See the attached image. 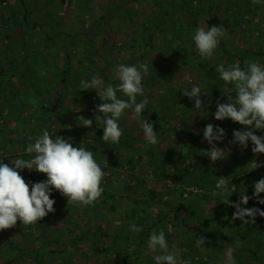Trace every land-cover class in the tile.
<instances>
[{
    "label": "rangeland",
    "instance_id": "1",
    "mask_svg": "<svg viewBox=\"0 0 264 264\" xmlns=\"http://www.w3.org/2000/svg\"><path fill=\"white\" fill-rule=\"evenodd\" d=\"M176 1L182 2L181 0ZM196 1L198 0H189L188 6L193 7ZM168 3L169 0H0V71L13 75L5 90L0 92V109L4 115L3 118L0 116V160L9 164L17 156L29 158L24 149L29 143L34 142V138L41 135L45 129H48L50 134L69 140L74 147H83L82 138L77 142L75 138L67 134L69 127L74 131L82 126V120L79 119L82 110H88L85 114L88 117H85L93 120L91 129L87 132V138L95 136L98 141L97 145H103L101 142L103 129L98 128L100 124L97 122L96 125L94 119L96 115H101L95 112L98 103L94 101L93 92L95 90L90 92L91 97L88 99V104L85 103L86 100L80 98L81 95H76L78 96L76 106L73 105L70 97L67 98L64 106L66 109H73L69 119H64L62 116H51L55 112L54 101L60 88L59 78L65 66L62 46L70 55L71 71L67 81L70 87L77 79L79 72L89 66L85 61L86 47L82 40V35H86L89 31L94 33L93 47L99 53L94 57L96 65L109 79H113V73L119 64H132L130 57L132 54L139 59L142 53L139 46L143 44L140 36H148L146 28L153 32L154 49L146 47L149 58L143 60L150 69V74L147 76L150 79L149 90L144 88L148 95L153 94V97L147 98L152 108H150L149 115H144L142 118L152 123L154 132L160 134L163 143L159 145L163 149L168 150L176 144L187 143V130L183 125H190L208 149L210 145L202 139L204 126L208 123L229 129L231 132L227 130L224 141H227V138L232 139V130H240L244 126L228 119L216 121L212 116L218 100L221 103L227 102L225 94H229V90H223L225 87L222 84L217 87L215 78L204 74L199 64H207L216 69L218 64L239 63L237 57L243 54L245 55L243 67L251 60H258L259 63L264 64V2L260 0L256 2L253 0H210V9H208L207 1L199 0L196 4L201 11L206 13L208 10L209 12L208 16L199 17V27L206 28V24L210 21L213 26L222 25L225 33L213 57L207 60H202L200 57H189L190 60L186 65L182 64L184 60L176 56L169 48L170 41H166L160 35V28L154 30L153 25L149 23L153 20L155 12H163V8L169 7ZM236 4L242 7L244 4L249 6V10L245 7L242 9L247 12L239 26H233L232 15L235 12L230 14L231 7ZM117 9H121L122 13H118ZM122 15L126 18L122 19ZM100 22L101 24L97 26ZM34 23L38 26L30 30ZM165 26L168 27L167 23ZM57 31L63 33L60 37L61 41L54 37ZM106 37L108 44H102ZM111 43L115 44V47H112ZM118 48L122 50H117ZM248 52L250 54H247ZM141 60H137V64L141 63ZM19 62L21 65L16 68ZM25 72L29 75L32 73L39 83L37 98L31 101V105L30 94L28 98L26 97V92H30V85L26 86L21 82V75ZM3 75L0 74V88H2ZM201 81H204L206 86L202 89L205 95H202L200 99L202 105L206 107L200 110L204 113L203 115L197 113L192 116L194 101L185 97L182 91L185 87L190 88L192 84H199ZM231 94L234 95V91ZM95 99L98 100V98ZM174 107L178 108L179 115L176 113L170 118L163 117L164 113L173 112ZM1 118L5 121L3 122ZM180 118L185 124L180 123ZM123 119L125 124L121 121V125H127V121L134 125L131 127L133 128L131 134L135 140L128 149L119 147L117 144L109 145L115 155L120 157L119 161L109 163L108 153L93 155L95 159L100 158L98 163L106 173L103 177L104 189L109 190L111 187V189L119 190L124 186L125 181L128 184L130 181L133 182L134 177H138L146 182L150 190L160 192L164 189L166 193L162 201L174 202L180 190H183L182 199L187 202L199 195L198 199L201 200L199 205L203 207L207 215H210L209 228L218 236L230 235L215 223L214 215L219 213L223 203L217 200V196H213L214 185L210 184L208 188L206 182L202 190L195 186H182L176 179V171L182 174L184 167L194 170L200 163L194 156L196 148L192 147L188 151V148L183 146L180 151L181 156L176 163V170L171 168L169 176L157 178L154 168L148 165L142 151L145 143L140 125L128 115H124ZM255 134L259 136L260 131ZM30 137L33 140H30ZM234 146L235 152L232 156L224 149L227 153L223 160H228V164L224 166L223 160H218V171L220 170L221 178H226L230 183L233 179L250 173L251 175L239 185L237 191L242 194L245 190V194L251 197L253 183L264 177V154L254 155L252 151H249L250 143L247 148L243 149L238 145ZM187 151L189 153L191 151L192 156L188 155ZM253 162L260 166L252 170ZM18 171L29 184V191H31V184L27 179L30 176L38 181L46 179L44 174L35 171L30 172L27 169ZM149 194L146 199L143 198L142 206L149 210L148 213L151 216L156 217L162 204L157 203L155 197L149 202ZM205 194L213 199L204 200L203 195ZM239 194L232 193L229 200L237 199L235 200L237 202ZM260 196L264 198V193ZM50 198L55 200L53 207L56 210V216L49 221L46 222L42 218L34 226H25L17 221L15 226L0 231V264H5L6 261H11L10 264H132L134 262L135 250L128 244L126 233H129L130 223L137 225L139 217L132 213L128 202L125 200L118 202L116 214H110L107 211L109 202H104L100 198L92 206L84 208L67 205L66 198L58 193ZM165 207L168 208V203ZM242 207H257L264 210V205L258 204L252 198ZM232 212L234 208H231ZM117 219L121 221L119 225L113 223ZM248 225L253 233L259 234V242L263 244L260 249L263 250L264 217L256 216L255 222ZM186 228L187 226L184 229L179 228V232H183L179 235L173 234L172 239L168 241L169 247L178 250L181 259L189 261V264H222L226 247L216 250L211 243L210 247L214 249L213 251H222L223 256L221 255L220 260H213L216 257L214 256L209 261L204 257V251L208 250L207 246L197 245L192 251L183 246L187 239V234L184 233ZM163 231L165 234H171L172 227ZM243 231L241 229V232ZM83 232H85L84 235ZM7 243H13L15 248ZM151 256L150 252L144 251L141 259L149 261L147 264H153L154 261L150 260ZM246 261L250 260L246 259ZM135 264L141 263L136 260Z\"/></svg>",
    "mask_w": 264,
    "mask_h": 264
},
{
    "label": "clouds",
    "instance_id": "2",
    "mask_svg": "<svg viewBox=\"0 0 264 264\" xmlns=\"http://www.w3.org/2000/svg\"><path fill=\"white\" fill-rule=\"evenodd\" d=\"M224 33L222 25L195 28L190 38L194 43L196 54L202 60L213 57L221 39L224 38ZM216 72L220 80L226 85H232L233 88L229 89V94H225L227 102L217 101L213 118L216 121L228 119L244 126L240 130H233L230 144L238 145L243 149L250 143L254 155L264 154V135L255 134L264 130V64L259 63L258 60L248 61L244 67L236 62L218 64ZM149 74L147 63H121L116 67L112 77L118 82L116 84L106 83L99 74L93 75L90 80L80 81V88L95 90L101 102L95 108V112L101 115H96L94 119L96 125L97 122L100 124L98 128L103 129L101 136L103 144L119 143L123 134L119 121L128 110L131 118L140 125L146 145L163 143L160 134L154 132L153 124L142 118V112L148 103L142 81ZM205 86V82L201 81L199 84H192L190 88L185 87L182 91L185 97L194 101L192 116L197 113L204 114L200 110L206 106L202 105L200 97L205 95L202 92ZM233 90L234 95L231 94ZM138 96L145 98L138 102ZM80 119L83 127H91L92 119ZM225 135V130L218 125L208 123L204 126L202 139L210 145V149L203 153L210 161L226 158L227 152L218 147ZM29 139L33 140L32 137ZM24 151L29 158L17 156L9 164L0 160V231L15 226L17 221L25 226H34L37 221L53 213L55 200L50 198L53 191L65 197L67 205L80 208L92 206L102 196L105 190L103 177L106 173L94 158L92 151L84 147H74L69 140L50 134L48 129L35 137L34 142L29 143ZM259 166L253 162L252 170ZM24 169L44 174L46 179L31 184L29 191V184L18 171ZM252 188L251 197L246 195L244 190L239 194V200L232 203L229 196L237 191V186L226 178H217L212 194L220 197L223 204L234 208L233 221L239 220L241 225H248L255 222L256 216L264 217V210L260 208L242 207L250 198L264 205V198L260 196L264 193V177L255 181ZM113 223L119 225L121 221L117 219ZM128 229L133 235L143 231V228L135 223H130ZM195 244L204 246V239H196ZM146 249L152 254L151 258L155 264H189V261L181 259L178 250L169 247L163 230L154 229L151 232ZM233 251L232 246L225 249L222 264H236Z\"/></svg>",
    "mask_w": 264,
    "mask_h": 264
},
{
    "label": "trees",
    "instance_id": "3",
    "mask_svg": "<svg viewBox=\"0 0 264 264\" xmlns=\"http://www.w3.org/2000/svg\"><path fill=\"white\" fill-rule=\"evenodd\" d=\"M182 2H177L176 0H169V7L163 8V12H155L153 16V20L150 23V25L154 27V30H158L160 28V35L166 39V41H170V44L168 45L169 48L174 52L176 56L181 57L183 61L182 64H185L190 60L189 57H199L195 50H194V43L191 41V35L194 34L195 28L199 27V22H200V16H208L207 14L209 13L208 10L206 13L204 11H201V9L198 7L196 4L198 1L195 2V5L193 7L188 6V1L189 0H181ZM208 3L207 8L210 9V0H206ZM246 10H249V6L247 4L243 5ZM244 7L240 5H233L231 8L232 10L230 11L232 14L233 12L234 15H232V18L234 19V25L233 26H239L240 23L243 20V17L245 16L246 12L245 10H242ZM118 13H122L121 9H117ZM170 16V17H168ZM121 18H126L125 15H122ZM25 20V18H24ZM103 20V18H102ZM165 20V21H164ZM167 23L168 27L165 26ZM101 24L97 23V26ZM232 24V23H231ZM34 23L33 26H31L30 30H34L35 27H37ZM207 26L211 27L213 26L211 22L209 21V24ZM145 31L148 32V36L141 35L140 38L143 41V44L139 46L141 48V56L139 59L142 61L141 63H144L143 60L148 59L149 57L148 52L146 53L145 48L150 47L152 50L154 49L155 44L153 43L154 39V34L153 32H150V29H145ZM90 32V31H89ZM87 33L86 35H82V40L85 44V51H86V58L85 61L88 63L89 66L84 67L82 72H79L77 75V79L73 81L72 85L69 87L67 81L70 78V55L67 52V49L62 46V52L64 53V70L61 73V77L59 78V84L60 88L58 91V94L55 98L54 101V110L53 114L51 115L52 117L55 116H62L64 119H69V117L72 114L73 109H66L64 106L65 101L67 100L68 97H70L71 102L73 103L74 106L78 104L76 101L78 100L76 95H81L80 98L83 100H86V104H88V99L91 97L89 94L92 92L91 89L89 90H82L80 88V81L81 80H90L93 75L99 74L100 76L103 77L106 83H113L116 84L118 83L114 79H109L106 75H103L102 70L100 67L96 65L95 58L98 53L97 50L94 49L93 47V42L94 39L92 37L94 36L93 31L90 33ZM63 33H60V31H57L55 33L54 37L58 39V41H61V36ZM97 35L100 36V34L97 33ZM31 40H32V36ZM60 39V40H59ZM31 40H30V50H31ZM108 38L103 39L102 44H108L107 43ZM189 42V44H188ZM112 47H115V44L111 43ZM123 48V47H122ZM122 48H118L117 50ZM31 52V51H30ZM145 53V54H144ZM247 54H250L248 52ZM131 61L132 64H137V57H135L134 54L131 56ZM245 55L243 54L242 56H238L237 59L239 61V64L241 67H243L242 63L244 60ZM236 58V57H235ZM24 62V61H23ZM24 64V63H23ZM21 65V62H19L16 65V68H19ZM199 68L203 71L204 74H207L208 77H213L215 78V83L218 84L217 87H220L222 84L225 87L223 90L227 89H232V85H226L222 80L219 79L218 73L216 72V69L207 65V64H199ZM31 71V69H30ZM0 74H5L3 71H0ZM4 76V75H3ZM12 73L11 74H5L1 85L2 88H0V92L4 91L7 85L10 83L12 80ZM21 82L25 83L26 86L30 85V92H26V97L28 98V94H30V105L32 104V100H34L36 97V92L38 88V79L37 77L33 76L32 73L30 75L25 72L22 73L21 75ZM144 87H146V90H149L150 86V79L148 77L142 81ZM29 90V88H28ZM145 90V88H144ZM175 92V90H173ZM234 91V90H233ZM232 91V92H233ZM94 101L98 102L97 106L101 103L100 100L95 99L98 98L96 96V92L94 91ZM74 95V96H71ZM119 95V93H118ZM145 97L146 98H151L153 97V94L148 95L147 92L145 91ZM145 97H137V101L144 99ZM126 98V97H125ZM156 98V97H155ZM36 100V99H35ZM93 108V107H92ZM150 108H152L148 103L145 107V109L142 112V116L144 115H149ZM86 112L88 110L84 111L82 110L79 119L82 117L84 118L86 115ZM93 112V111H91ZM179 115L178 108L174 107L173 112H166L163 114V117L165 116L166 118H170L171 116H175V114ZM130 110L126 112L125 115H130ZM0 116L3 118V111L0 109ZM124 116V115H123ZM123 116L120 118L119 124L120 127L123 126L121 123L123 122L125 124V121L123 119ZM88 117V115L86 116ZM85 117V118H86ZM1 120L4 122L5 120ZM89 119V118H87ZM81 120V119H80ZM122 121V122H121ZM180 123L185 124L183 119L180 118ZM134 125L130 122L127 121V125L123 126V134L120 137V141L117 144L119 147L126 148L128 149L132 144L133 140H135V137L132 136V130ZM185 126L184 128L187 130V143L183 144H176L172 146L170 149H163L159 144L157 145H146L145 148L142 150L144 152L146 161L149 166L154 168L156 177H167L170 175L171 168L176 170L177 166V160H179L181 153L180 151L182 150L183 146H186L188 148V151L190 148L195 147L196 148V153H194V156L198 159L199 164L196 165L194 170H191L189 167H184L182 174L179 173V171H176V179L178 182L185 187H191L195 186L198 187L199 189H204L205 188V183L207 182L208 188H210V184L215 186L217 178H221L220 170L218 171V160L215 162H212L209 160V158L204 155V151L209 150L208 147L203 144L199 138V135L191 129L190 125H183ZM215 126V125H214ZM65 130L66 127L64 126ZM225 130V133L227 135V128L222 127ZM91 129L90 127H83L80 126L77 129H73L69 127L68 130V136L75 138L77 142L79 140L81 141V138L83 139L82 146L93 152V155L96 156L98 154H105L108 153V161L110 162H116L119 161L120 157L116 156L115 153L110 149L109 145L103 144L102 146H98V141L95 136L92 138H87V132L88 130ZM230 131V130H229ZM233 131V130H232ZM231 132V131H230ZM264 133V130L260 131L259 135H262ZM201 135V133H200ZM93 140L92 142H90ZM231 139L227 138V141H223L218 144V147L221 149L227 150V152L232 156L235 152L234 150V145L230 144L229 141ZM114 147V146H113ZM187 151V152H188ZM251 151V149L249 150ZM191 153V151H190ZM188 152V155L190 154ZM121 155V153H119ZM244 154V153H243ZM191 155V154H190ZM262 154H259L260 156ZM192 156V155H191ZM240 156V154H239ZM96 161L99 162L100 158H96ZM224 166L228 164V160L224 161L223 160ZM223 166V167H224ZM251 174H246L243 175L242 177H237L233 179L232 184H235L237 188L239 185L248 178ZM27 180H30V184L40 182L36 180L35 178L31 177L28 178ZM124 186L121 187V189L116 190V189H110L109 190H104L102 193V196L100 199L102 201L109 202V205L107 206V211L110 214H116L117 212V206L116 204L121 201H126L131 205V210L132 213H134L137 217H139V222L137 223L138 226L143 228V231L133 235L129 233H126V238L128 241V244L133 247V250H135V259L132 264L136 263V260H139L141 264H147L149 261H145L141 259V255L144 251H148L146 249V243L147 239L150 236L151 232L155 229L157 231L159 230H167L168 227H172V233L165 234L167 241L172 239V236L174 233L179 235V228L184 229L186 226L187 228L185 229L184 233L187 234V239L184 241L183 246L186 247L188 250H195L196 249V244L195 240L198 238H203L204 239V246L208 247L207 251H204V257L208 258L209 261L213 259L214 256L215 259L213 260H220L223 256L222 251H213L214 249L210 247V244L212 243L215 247L216 250L218 248H227L229 246H232L234 251H233V256L235 257L236 264H264V257H263V251L264 249H260L263 247V244L261 245L259 242V234H255L251 231L249 225H241V221L235 220V222L232 220V214L231 213V206L229 205H222V208L219 213L214 215L215 216V223L219 228H223L225 231H227L230 235L223 237V236H218L216 233L213 232L211 228H209V216L205 213V210L201 205H199L200 199H198L199 195L193 197L189 202L186 200L182 199L183 196V190H180V192L177 194L175 201L168 202V201H162V198L166 191L164 189H161L160 192L155 191V190H150L148 189L147 184L144 180L138 177L133 178V182H127L125 181ZM207 188V187H206ZM31 189V185H30ZM149 194V202L153 200L155 197V200L157 203L162 204V207L159 209L157 212L156 217L151 216L148 213V209L142 206V200L143 198L146 199ZM56 191H53L52 195H55ZM237 194L238 191H236ZM59 194V193H58ZM204 200H210L213 199L211 198L210 195H203ZM154 200V202H155ZM217 200L219 202L223 203V200L217 196ZM237 200V199H235ZM234 201H230L232 203H235ZM186 201V202H185ZM164 202V203H163ZM184 204H183V203ZM168 203V208L165 207V205ZM55 209V208H54ZM56 210L53 213L48 214L47 216L44 217L45 221H49L51 218L56 216ZM247 219V218H246ZM234 224H233V223ZM252 224V223H251ZM241 229L244 231L241 232ZM165 232V231H164ZM83 235L85 232L82 233ZM254 234V235H253ZM176 235V237H177ZM251 235L253 239L249 238L248 236ZM134 236V237H133ZM132 238V239H131ZM209 239V241H207ZM132 240V241H131ZM10 247H14L15 245L13 243H7ZM221 246V247H219ZM182 255V254H181ZM246 259L250 260L249 262L246 261ZM152 260V259H150ZM152 262V261H151ZM11 261H6L5 264H10ZM155 264V262H152Z\"/></svg>",
    "mask_w": 264,
    "mask_h": 264
}]
</instances>
